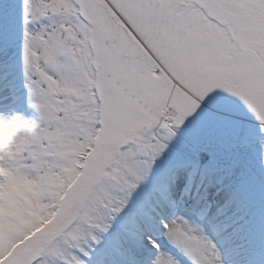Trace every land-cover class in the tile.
<instances>
[{"label": "snow or ice", "instance_id": "6c2138e0", "mask_svg": "<svg viewBox=\"0 0 264 264\" xmlns=\"http://www.w3.org/2000/svg\"><path fill=\"white\" fill-rule=\"evenodd\" d=\"M5 32L33 115L0 111V264H226L238 199L178 181L209 137L264 175V0H12Z\"/></svg>", "mask_w": 264, "mask_h": 264}, {"label": "rangeland", "instance_id": "374dc122", "mask_svg": "<svg viewBox=\"0 0 264 264\" xmlns=\"http://www.w3.org/2000/svg\"><path fill=\"white\" fill-rule=\"evenodd\" d=\"M11 2L12 0H0V6H4V10L8 11V4ZM0 50L3 52L0 56V69L9 72L7 79H3L0 73L2 82L9 85V87L7 85L9 104L1 107L0 111L15 110L23 112L26 117H31L33 113L26 106V90L23 87L19 64L18 37L5 32L0 37ZM201 121L202 117H197L181 132L179 141L164 157L160 168L168 167L173 162V154L196 132ZM208 144L218 157V171L214 176L202 170L193 173L190 178L186 174L182 175L178 181V194L183 191V187L190 179L192 192L195 190L199 196L207 197L213 202L214 207H221L231 199H238L239 207L230 214L227 221L228 231L223 234L226 235L230 230H233L231 236L239 234L237 240L232 242L234 245L240 243L244 249L241 254L243 256L241 264H264V175L261 174L251 153H233L225 141L212 137H209ZM234 160L239 161V167L235 170L232 169ZM205 227L207 229V225ZM208 234L217 244L226 264L239 263L237 256H225L228 246L220 241L223 234L218 238L212 235L210 229H208Z\"/></svg>", "mask_w": 264, "mask_h": 264}, {"label": "bare ground", "instance_id": "6f19581e", "mask_svg": "<svg viewBox=\"0 0 264 264\" xmlns=\"http://www.w3.org/2000/svg\"><path fill=\"white\" fill-rule=\"evenodd\" d=\"M7 84V83H6ZM8 85V84H7ZM7 85L4 84V81L2 82L1 78H0V108L1 107H6L8 104H9V94H8V87ZM2 96V97H1ZM177 195L178 192H177ZM193 195L194 196H198V197H201L198 195L197 191L193 190ZM206 196V194H205ZM209 203L213 204V202L209 199H207ZM214 206V204H213ZM215 208V207H214ZM228 231V229L226 230ZM231 231L233 230H230L229 232H227V234H223V237L220 239V241L226 243V246H228V251L226 252V255L225 256H237L236 258L238 259L239 263L238 264H241L240 262H242V259H243V256L241 255L242 252L244 251V249L242 248V245H240V243L238 245H234L232 241H236L237 240V236H239V234L237 235H232L231 236ZM233 234V232H232ZM236 243V242H235ZM244 264V263H242Z\"/></svg>", "mask_w": 264, "mask_h": 264}]
</instances>
